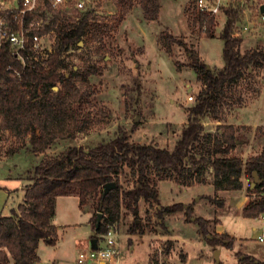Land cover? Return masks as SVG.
Here are the masks:
<instances>
[{"label":"trees","instance_id":"1","mask_svg":"<svg viewBox=\"0 0 264 264\" xmlns=\"http://www.w3.org/2000/svg\"><path fill=\"white\" fill-rule=\"evenodd\" d=\"M120 3L126 13L131 3L123 0ZM48 7L52 18L40 30L27 29V23L31 19H46L48 13L42 8L24 17L23 64L14 55L10 43L0 44V130L8 132L14 140L7 154L41 155L37 164L16 177L27 182L22 201L8 215H0V264H9L10 259L14 264H37L39 242L56 244L52 219L56 199L61 196H76L80 209L92 201L95 210L92 238L99 239L108 226L118 224L125 214L137 217L140 200L149 205L159 204L157 181L173 179L179 185L191 186L193 180L200 183L209 171L213 173L215 191L241 192V177L252 178L256 172L260 182L253 188L249 183L246 189L261 196L241 210L243 217L255 219L264 207V148L258 155L243 160L231 155L240 143L239 127L221 125L218 136L206 133L204 127L207 117L221 122L235 102H242L235 93L236 85L248 72L264 69L263 47L240 50L242 41L234 35L240 21L239 10L224 12L226 21L219 36L223 41L221 67L207 69L197 53L187 49V67L194 71L200 89L187 108V122L170 150L156 144L130 142L123 131L86 146L71 144L76 132L103 123L108 111L102 107L91 113L96 92L91 80L100 74V68L86 62L81 67L68 68L65 55L80 48V42L83 46L87 42L97 43L96 53L103 52L109 28L99 22L95 10L75 14ZM141 9L155 17L159 6L147 0L141 3ZM16 14L7 16L11 30L19 29L13 20ZM192 21L206 37H213L215 17L195 12ZM34 33L53 34V43L49 48L33 51ZM62 143L67 145L58 153L47 152ZM194 169L196 173L190 175ZM122 175L133 179L130 188L122 186ZM107 183H114V188L104 194ZM192 211L190 204L174 203L158 209L157 216L162 219L163 214L183 213L185 221L197 224L199 234L212 246L232 247L233 238L226 233L209 238V220L192 217ZM132 227L131 233L140 230L142 234L136 222ZM239 263L264 264L248 256L239 259Z\"/></svg>","mask_w":264,"mask_h":264},{"label":"rangeland","instance_id":"2","mask_svg":"<svg viewBox=\"0 0 264 264\" xmlns=\"http://www.w3.org/2000/svg\"><path fill=\"white\" fill-rule=\"evenodd\" d=\"M123 1L131 3L126 13L120 0H95L97 18L109 28L103 52L96 53L97 43L87 42L83 46L80 42V48L65 55L68 68L81 67L85 62L100 68V74L91 80L96 91L91 113L102 107L108 111L103 123L76 132L71 144L86 146L123 131L130 142L156 144L171 150L187 122V108L200 89L194 71L187 67V49L194 50L210 70L221 67L223 41L219 36L226 16L220 13L215 17L213 37L209 38L193 24L195 12L185 0H153L159 6L155 17L141 9V3L147 0ZM3 2L9 7L17 5L16 0ZM52 15L49 11L46 19L50 20ZM239 20L234 35L242 41L240 50L264 48V22L260 14L247 10L239 14ZM52 43L53 34H45L42 47L49 48ZM236 86L235 93L241 96L242 102H235L221 122L207 117L204 127L211 136H218L224 124L239 127L240 143L231 155L247 160L264 148V69L248 72ZM189 96L192 100H188ZM66 145L62 143L47 152L56 154ZM13 146L9 133L0 130V215H8L17 206L15 203L22 201L27 182L16 177L41 158V155L25 153L10 156L7 151ZM195 173L194 169L190 175ZM120 179L124 188L131 187L132 178L122 175ZM241 181V192L215 191L213 173L209 171L200 183L193 180L191 186L179 185L173 179L157 181L159 204L149 205L140 200L137 217L125 214L116 224L119 264H217L216 250L218 264H240L243 256L264 262V243L255 241L257 222L243 217L239 211V202L244 196L249 202L261 195L246 189L253 177L242 176ZM174 203L190 204L192 217L209 220L208 237L226 233L233 238L232 247L212 246L199 234L197 224L185 221L183 213L163 214L159 219L157 210ZM94 218L92 201L80 209L76 196L56 199L52 219L56 244L41 242L40 264H77L79 250L87 248L92 238ZM134 222L141 226L142 234L140 230L131 233ZM218 227L222 232H217ZM10 264H14L12 259Z\"/></svg>","mask_w":264,"mask_h":264},{"label":"built area","instance_id":"3","mask_svg":"<svg viewBox=\"0 0 264 264\" xmlns=\"http://www.w3.org/2000/svg\"><path fill=\"white\" fill-rule=\"evenodd\" d=\"M15 7L6 6L3 0H0V44L10 43L13 47L14 55L23 64L21 51L25 49L26 29H24V17L33 14L39 8L48 13L49 7L54 11H66L69 13H81L85 11L95 10V0H16ZM188 8L196 13L216 17L220 13H224L227 9H237L240 13L248 11L260 14L261 22H264V12H260V8L264 5V0H185ZM96 11V10H95ZM18 12L13 16L14 22L19 25L18 30H11L7 16L11 13ZM76 19V17H75ZM48 20L42 18L40 20L31 19L27 23V29L40 30ZM44 35L40 36L34 33L31 36L32 50L40 51L43 49L42 40ZM18 75L17 72H15ZM188 100H192L189 96ZM257 226L255 241L264 243V207L255 218ZM116 224L108 226L106 232L96 239V248L89 246L79 250L77 254V264H119V248L116 239Z\"/></svg>","mask_w":264,"mask_h":264},{"label":"water","instance_id":"4","mask_svg":"<svg viewBox=\"0 0 264 264\" xmlns=\"http://www.w3.org/2000/svg\"><path fill=\"white\" fill-rule=\"evenodd\" d=\"M260 12H264V5H262L261 6V8H260ZM207 69H209L208 68V66H207ZM57 88L56 87H54V90H56ZM260 182V180H259V178H258V175H257V173L256 172H253V182H251V188H253L257 183H259ZM112 188H114V183H107V184H105L104 185V187H103V189H104V194H106L110 189H112ZM100 219V215L98 216V220ZM96 243H97V241H96V239L95 238H91L90 239V246H91V248H93V249H95L96 248ZM218 254H219V251L218 250H216L215 251V255H214V258H215V262L218 264V262H219V259H218Z\"/></svg>","mask_w":264,"mask_h":264},{"label":"crops","instance_id":"5","mask_svg":"<svg viewBox=\"0 0 264 264\" xmlns=\"http://www.w3.org/2000/svg\"><path fill=\"white\" fill-rule=\"evenodd\" d=\"M23 186H24V184L21 186V189H22ZM17 190H18V189H17ZM61 197H62V196H61ZM58 198H59V197H57V200H58ZM18 203H19V202H18ZM18 203H15V205L18 204ZM247 203H248V197H245V196H244L243 199L239 202V211L242 210V208H243ZM218 226H219V225H218ZM217 232H218V233L222 232V231L219 229V227H218ZM41 242H43V241H40L39 244H38L37 254H38V252H39V248H40ZM54 246H55V245H54ZM38 256H39V254H38ZM10 260H11V259H10ZM40 262H41V258H40V256H39V262H38L37 264H40ZM9 264H10V261H9Z\"/></svg>","mask_w":264,"mask_h":264}]
</instances>
